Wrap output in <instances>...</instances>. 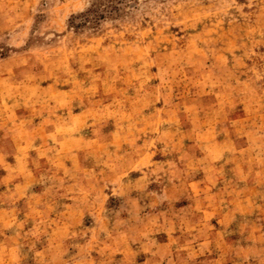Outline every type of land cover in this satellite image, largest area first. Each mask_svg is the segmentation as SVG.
I'll return each mask as SVG.
<instances>
[{
	"label": "rangeland",
	"instance_id": "1",
	"mask_svg": "<svg viewBox=\"0 0 264 264\" xmlns=\"http://www.w3.org/2000/svg\"><path fill=\"white\" fill-rule=\"evenodd\" d=\"M0 264H264V0H0Z\"/></svg>",
	"mask_w": 264,
	"mask_h": 264
},
{
	"label": "trees",
	"instance_id": "2",
	"mask_svg": "<svg viewBox=\"0 0 264 264\" xmlns=\"http://www.w3.org/2000/svg\"><path fill=\"white\" fill-rule=\"evenodd\" d=\"M96 11H98V10H96V9H90V10H88L87 13L85 14L86 18H90L91 17V14L93 12H96Z\"/></svg>",
	"mask_w": 264,
	"mask_h": 264
}]
</instances>
